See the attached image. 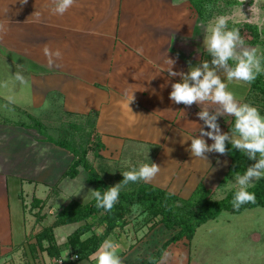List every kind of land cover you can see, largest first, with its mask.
<instances>
[{
  "label": "crops",
  "instance_id": "1",
  "mask_svg": "<svg viewBox=\"0 0 264 264\" xmlns=\"http://www.w3.org/2000/svg\"><path fill=\"white\" fill-rule=\"evenodd\" d=\"M55 6L56 0H0V67L3 62L15 68L9 76L14 77L17 98H29L31 110L37 114L43 111L38 118L43 117L46 124L54 123L51 120L60 115L63 119L77 117L89 125L90 136L84 143L89 147L86 160L109 187L141 163L160 167L149 181L121 184L120 192L149 185L186 200L202 185L211 199L218 201L236 190V175L227 173L231 162L239 159V151L227 143L224 155L205 153L206 159L187 151L190 138L198 137L202 126L197 112L207 110L211 115L220 110L217 124L222 133L229 134L234 117L210 101L185 106L168 98L171 84L179 82L180 76L168 75L166 58L174 59L172 71L181 74L211 59L203 45L208 24L198 18L190 4L186 0H73L62 15L52 11ZM45 47L50 53L59 50L61 54L51 57V65L44 55ZM217 74L238 102L248 101L246 82L226 80L223 69ZM53 136L50 128L42 136L34 129L0 122V264H49L52 257L34 246V235L51 226L70 201L86 204L93 199L89 190L94 187L87 183L82 167L73 179L63 176L72 155L45 140H55ZM204 139L206 144L212 143ZM27 198L32 215L39 209L31 206V199L41 201V217L34 218L43 221L49 217L51 222L37 228L34 223L26 239L12 210L18 203L26 209ZM83 223L52 229L61 256L68 252L63 246L67 236ZM69 225L74 230L65 233ZM130 226L132 222L127 229ZM127 229L107 237L119 245L116 252L121 264H145L178 232L161 223L151 229L142 226L137 232ZM93 231L99 235L103 226ZM194 243L195 235L189 242L180 238L170 243L156 264H220L211 259L215 251H206L204 259L199 254L190 259ZM12 249L14 256L6 258ZM73 264L96 262L91 255Z\"/></svg>",
  "mask_w": 264,
  "mask_h": 264
},
{
  "label": "clouds",
  "instance_id": "2",
  "mask_svg": "<svg viewBox=\"0 0 264 264\" xmlns=\"http://www.w3.org/2000/svg\"><path fill=\"white\" fill-rule=\"evenodd\" d=\"M72 2L73 0H56V6L52 11L62 15ZM227 20L226 16L218 15L214 20L209 21V34L203 41V45L211 58L210 60H204L198 66H191L186 74H181L172 71L174 59L166 58V63L169 66L168 75L170 77L180 76L179 82L171 84L168 98L175 104L185 106L210 101L220 105L223 113L234 117L233 130L229 134L228 132L222 133L217 124L220 110L211 115L207 110L197 112L196 115L202 121V126L199 128V136L190 138L187 151L196 158L206 159L205 153L215 152L224 155L225 144L227 143L231 149L243 152L248 160L255 161L245 169L243 174H237L235 177L236 191L233 194L232 203L234 208H238L241 204L253 202L255 199L254 194L248 191L251 181L264 178V116H261L257 109L250 104L238 102L233 93L226 90V84L217 74L218 69H223L228 81L251 82L261 71L260 59L256 55V49L243 47L244 41L240 37L239 29L235 27L229 29ZM238 47L240 48L239 52L236 51ZM43 52L49 58L48 63L50 65L52 64L51 57L59 58L61 55L59 50L50 53L47 47L43 49ZM136 52L138 55L141 54L140 49H136ZM229 60H233L234 64L230 66ZM132 99L131 95L128 104L132 102ZM205 127L208 129L207 131L204 130ZM205 137L212 143L206 144ZM159 170L160 167L155 163H141L124 172L123 179L106 188L105 191H89L95 198L97 207L108 211L117 201L121 184L136 182L137 180L149 181ZM118 247L119 245L111 239L102 241L92 254L96 264H121V259L116 252ZM67 253L65 252L63 255L67 257Z\"/></svg>",
  "mask_w": 264,
  "mask_h": 264
},
{
  "label": "trees",
  "instance_id": "3",
  "mask_svg": "<svg viewBox=\"0 0 264 264\" xmlns=\"http://www.w3.org/2000/svg\"><path fill=\"white\" fill-rule=\"evenodd\" d=\"M186 1L195 11L198 18L204 21L206 14L205 4L211 0ZM223 1L226 6L239 4L236 0ZM227 26L229 29L233 27L238 28L240 37L242 33H248L250 40L247 44L249 46H264V40H262L264 31L259 30L256 26L250 24H228ZM259 59L260 65L264 67V49L260 52ZM228 64L231 66L234 63L229 62ZM246 83L249 85L247 100H249L251 96H254V98L258 96L264 108L263 74L259 72L253 81ZM39 127L38 131H36L39 132L40 135L43 134L45 136L46 134L41 131L43 127ZM45 140L68 151L72 155V161L63 173L64 177L70 179L75 178L78 174L77 169L82 167L88 175L87 183L91 184L94 190L103 192L109 187L102 181L91 164L86 160L87 149L89 148L86 147L87 145L84 146L82 150H78L76 147H72L71 143L66 140L57 141L50 137H46ZM92 146L91 148H93ZM254 162V160H248L243 154L239 159L231 162L227 174H243L245 169ZM235 191L236 190H231L223 199L214 201L210 197V192L200 185L188 199L183 200L164 190L149 185H143L134 191L120 192L117 201L108 211H105L101 207H97V202L94 197L86 204L70 201L56 214L55 220L51 226L43 227L34 235V246L41 252L44 251L50 257H61L62 251L54 244L52 229L59 225L84 221L83 224L78 226L67 236L63 246L66 251L77 255L78 261L88 259V257L97 250L102 241L107 239L110 234L121 231L127 226L126 214L130 209L129 207L136 201L138 204L145 207L147 215L152 217H150V220H145V224H150L148 229H151L157 223L163 224L168 230L174 228L178 229V232L162 244L157 253L145 263L156 264L170 243L180 238H185L189 242L198 227L210 220L216 219L222 211H226L229 214H239L246 209H253L256 207L264 208V178L256 179L255 183L248 188V191L254 194L255 199L253 202H246L241 204L238 208H234L232 201ZM176 203H178V205H176ZM40 204V200L31 199V206L33 207V205H35L39 209L34 213L37 218L41 217ZM88 218L92 219V222H87L86 220ZM96 226H103V231L99 235L95 234L93 231ZM44 242L47 244L46 247L43 246Z\"/></svg>",
  "mask_w": 264,
  "mask_h": 264
},
{
  "label": "rangeland",
  "instance_id": "4",
  "mask_svg": "<svg viewBox=\"0 0 264 264\" xmlns=\"http://www.w3.org/2000/svg\"><path fill=\"white\" fill-rule=\"evenodd\" d=\"M236 1H238L239 4L233 6L224 5L223 0H211L207 2L205 4L206 14L204 22L209 25V21L214 20L216 16L224 15L228 18L227 25L250 24L264 31V0ZM241 38L244 41L243 47L256 49V55L259 58V54L264 49V46H249L247 43L250 37L246 32L242 33ZM262 40H264V36ZM236 51L239 52L240 48L238 47ZM260 68V72L264 77V67L260 65ZM13 69L15 68L6 66L3 62L2 67H0V76H2V79H0V94H2V99L0 98V117H2V119H0V122L2 121L3 124H8L17 128L34 129L35 131H38L40 128L39 126H42L43 129L41 131L45 134L47 129L50 128L55 140L69 141L72 147L82 150L86 141L85 139L90 136L91 128H89V125L81 123L80 119L77 117H67L63 119L60 115L57 116V119L51 120L54 123L46 124L47 120L43 117L42 119L38 118V116L40 117L42 115L43 111L37 114L31 110L29 98H17L18 93L14 89L15 85L13 83L14 77L12 75L9 76V73L12 72ZM25 88L27 87H23V91H27ZM246 103L255 107L258 113L264 116V108L258 96L257 98L251 96ZM240 154L241 157L243 152H240ZM86 174L85 171L84 177H88ZM78 181L82 182V178H78ZM255 181L256 179L252 180L251 184H254ZM87 187L90 186L87 185ZM225 189L226 188H224V190ZM11 196L12 199H15V192L14 195ZM29 201V198L25 199L24 203H27L26 209L18 203L19 207L12 210L13 217L22 224V233L27 234L26 239L29 237L34 223H37L35 227L37 228L38 225L42 227L49 225L51 222L48 215V218L43 221L37 220L36 217L34 218V215L29 211ZM133 204L132 209H129L126 214L127 222H132V226L128 229L125 227V229L129 230L128 232H132V230L137 232L142 226L148 228L149 225L145 224V220H150L152 218L145 212V207L138 204L136 201ZM176 205H178V203H176ZM31 219H33V222H31ZM71 230H74V226L69 225L65 233ZM18 231H20V229H18ZM16 234L20 235L19 232H16ZM194 235V247L196 248H192L190 259L197 257L198 254L204 259L202 255H204L206 251L212 254L215 251L216 255L215 257L211 255V259L213 261L219 260L220 264H225V261L226 263L228 262L227 264H264V208L256 207L244 210L238 215H232L226 211H222L215 220H210L206 222V225L196 229ZM30 237L33 238L32 235H30ZM196 250L199 251V253ZM10 256H14V249L8 253L6 258ZM225 256L227 258H225Z\"/></svg>",
  "mask_w": 264,
  "mask_h": 264
},
{
  "label": "built area",
  "instance_id": "5",
  "mask_svg": "<svg viewBox=\"0 0 264 264\" xmlns=\"http://www.w3.org/2000/svg\"><path fill=\"white\" fill-rule=\"evenodd\" d=\"M60 261H61V264H73L78 261V257L77 255L68 252L67 257H65L64 255L61 257H52L49 260V264H59Z\"/></svg>",
  "mask_w": 264,
  "mask_h": 264
}]
</instances>
